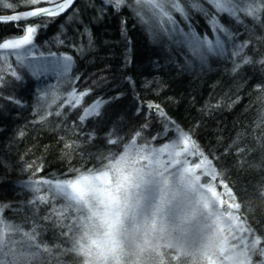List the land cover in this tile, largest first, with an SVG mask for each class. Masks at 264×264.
Returning <instances> with one entry per match:
<instances>
[{"label":"trees","instance_id":"trees-1","mask_svg":"<svg viewBox=\"0 0 264 264\" xmlns=\"http://www.w3.org/2000/svg\"><path fill=\"white\" fill-rule=\"evenodd\" d=\"M199 3L214 12L206 0ZM100 4L101 0H78L76 17L69 21L66 17L70 13H66L41 28L35 38L43 53L73 56L72 75L80 77L75 87L78 91L91 89L80 107L57 109L53 105L48 110L53 113L60 110L61 115L53 114L37 122V78L21 69L22 80L0 88V252H3L0 261L209 264L213 255L205 251L202 227L197 226L195 218H185L183 223L179 222L182 217L175 219L164 205L168 192L156 201L142 189L146 202L153 203L157 219L180 237L178 249L166 247L167 234L160 246L157 245L161 234H140L137 239H130L127 234H97L95 226L101 223L98 215L73 216L65 198L54 197L51 189L44 186L35 193L30 186L42 178L70 180L77 175L109 170L131 147L145 153L141 148L151 150L171 142L175 134L170 130L163 135V123L158 116H149L146 107L137 114L141 103L152 102L189 131L200 149L213 160L220 173V179L213 182L223 198L221 213L234 210L242 231L253 241V246L239 259L244 260L243 264H264V87H256L264 86V65L245 64L233 73L232 59L210 57L203 71L199 67L186 70L177 66L184 64V55H177L175 50L165 53L160 46L151 44L128 8L117 14L108 7L101 17L97 12ZM0 12L10 11L0 7ZM189 15L191 26L199 34L212 35L201 12L189 7ZM122 19L126 20L127 36L131 38L130 50L121 34ZM176 19L187 30L179 14ZM219 19L240 33L237 43L252 39L253 43L245 50L248 57L253 61L264 58V27L250 17L244 18L250 30L246 34L244 27L234 24L227 15L220 14ZM25 23L38 21L0 23V41L22 34L17 25ZM57 38L64 43H58ZM169 57L177 64L171 63ZM117 96L119 99H112ZM97 98L109 102L101 108L100 116L89 117L81 124L83 108ZM216 104L220 106L208 107ZM145 123L146 129L142 127ZM21 131L23 136L19 135ZM137 131L141 136L136 135ZM91 133L94 136L90 139ZM109 138L115 142L107 143ZM65 143L74 147L65 149ZM241 148L245 151H239ZM33 162L43 165L35 175L28 167ZM142 163L146 165V159ZM221 179L227 186H222ZM167 216L172 220L170 227ZM96 235L105 237L103 244L87 241L86 238ZM227 264H232L229 259Z\"/></svg>","mask_w":264,"mask_h":264},{"label":"snow or ice","instance_id":"snow-or-ice-1","mask_svg":"<svg viewBox=\"0 0 264 264\" xmlns=\"http://www.w3.org/2000/svg\"><path fill=\"white\" fill-rule=\"evenodd\" d=\"M206 2L212 6L214 12H209L199 3V0H101L97 12L102 17L108 7H111L117 14L123 8H128L133 18L142 26L151 44L160 46L165 53L175 50L177 55H184L185 62L183 65L177 64V61L172 57H169V60L186 70L199 67L203 71L207 67L210 57L232 59L233 73L245 64L260 63L264 65V58L253 61L246 54L245 50L253 43L252 39L249 38L237 43L236 38L240 33L232 31L219 19L220 14L227 15L234 24L244 27L246 34L250 30L244 24V18L250 17L254 23L264 27V23H262V20H264V0H206ZM75 4L76 0H16L15 3L11 0L7 3L0 0V7L14 13L0 17V23L38 21L35 24L17 25L21 27L22 34L4 38L0 41V88L9 83L22 80L21 69L30 72L37 79L50 71L54 72L60 81L68 85L64 92H60L56 87L40 92L37 97V122L44 121L53 114L56 116L61 115L60 110L55 111V113L48 110L53 105H56L57 109H63L65 106L75 109L80 107L84 97L91 93V89L78 91L75 87V82L80 77L72 75L73 56L68 54L58 55L53 52H49L47 57L43 52L37 55L35 38L39 30L47 27L50 22L64 16L66 13H70L66 18L71 21L79 13V9L75 7ZM20 7H23L24 11H18ZM189 7L195 8L196 11L201 12L206 17L212 33L211 36L207 33L199 34L191 26ZM176 14H179L181 20L187 25V30H185V27H181V23L176 19ZM121 34L130 50L131 38L127 36L125 19L121 20ZM57 42L64 43L59 38H57ZM89 43H91V40ZM73 46L75 47V45ZM129 82L132 83L130 78ZM256 87L262 88L264 86L257 85ZM8 99L19 103L13 97ZM112 99H119V96ZM108 102L98 99L91 105L84 107L82 115L79 117L80 123L83 124L89 117L100 116L101 108ZM219 106V104L208 105L209 108H218ZM143 107L148 109L149 116L155 114L160 118L163 123V135H167L170 130L175 134L170 143L153 147V152L179 154V151H182L186 157H200L197 167L202 168L206 176L212 179H220V173L213 166V160L200 149L189 131H185L173 121L159 104L148 102L144 105L141 103L137 107V114ZM142 127L146 129L148 124L145 123ZM19 135L23 136V131ZM136 135L141 136V132L137 131ZM93 136L94 133L89 134L90 139ZM156 138L152 137L153 140ZM114 142V139L111 138L107 140L109 144ZM73 147L72 143L64 144L65 149H72ZM239 151L245 150L241 148ZM28 167L33 170V175L43 169V165H36L35 162L29 164ZM88 180H90L89 177H81L76 182L65 179L42 178L33 181L30 186L35 193L40 192L41 185H47L54 191L62 193L65 192L66 187ZM221 184L227 186L222 179ZM37 199L45 200L44 197H37ZM0 254H3V252H0ZM0 264H3V261H0Z\"/></svg>","mask_w":264,"mask_h":264},{"label":"rangeland","instance_id":"rangeland-1","mask_svg":"<svg viewBox=\"0 0 264 264\" xmlns=\"http://www.w3.org/2000/svg\"><path fill=\"white\" fill-rule=\"evenodd\" d=\"M40 52L37 48V55ZM44 55L48 56L46 53ZM41 77L49 78L38 79L37 97L41 91L54 87L60 92L68 88L54 72L50 71ZM137 149L129 148L109 170L77 175L70 179L76 182L81 177L90 178L66 187L65 192L58 193L47 185L41 186L51 189L54 197L59 195L65 198L71 205L73 216L81 214L88 218L94 213L98 215L101 223L95 226L97 234H127L130 239H137L140 234H161L157 246H160L167 234L166 247L173 246L178 249L182 243L180 237L157 219L153 203L146 202L142 189L143 192L146 189L147 196L156 201L168 192V201H164V205L176 216L175 219L182 217L179 222L183 223L185 218H195L197 226L202 227L204 247L216 246V253L210 258L209 264H227L228 259L232 264H243L244 260L239 258L253 246V241L242 231L243 226L236 218L234 210L221 213L224 210L223 198L216 189L214 179L206 176L203 169L197 167L201 158L186 157L182 151L179 154H168L141 148L145 152L141 153ZM137 156L141 160L138 164L135 162ZM151 156L155 158L150 161ZM143 159H146V165H143ZM113 172H116L115 176ZM167 221L170 227L172 220L168 216Z\"/></svg>","mask_w":264,"mask_h":264},{"label":"clouds","instance_id":"clouds-1","mask_svg":"<svg viewBox=\"0 0 264 264\" xmlns=\"http://www.w3.org/2000/svg\"><path fill=\"white\" fill-rule=\"evenodd\" d=\"M87 241L89 243H97V244H103L104 243V240H105V237L102 236V235H96V236H93V237H88L86 238ZM216 246L215 245H209L207 248H206V253L208 255H214L216 253Z\"/></svg>","mask_w":264,"mask_h":264},{"label":"water","instance_id":"water-1","mask_svg":"<svg viewBox=\"0 0 264 264\" xmlns=\"http://www.w3.org/2000/svg\"><path fill=\"white\" fill-rule=\"evenodd\" d=\"M78 0H76V3H77ZM18 11H24V10H18ZM9 14H14V13H11V12H1L0 13V17H3V16H6V15H9ZM30 21H34V20H30ZM28 21V22H30ZM19 22H24V21H19Z\"/></svg>","mask_w":264,"mask_h":264}]
</instances>
